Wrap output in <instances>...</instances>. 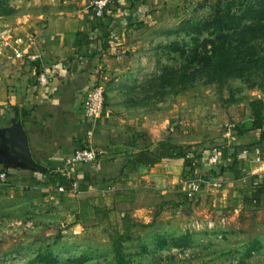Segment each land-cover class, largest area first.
I'll return each mask as SVG.
<instances>
[{
  "label": "rangeland",
  "instance_id": "374dc122",
  "mask_svg": "<svg viewBox=\"0 0 264 264\" xmlns=\"http://www.w3.org/2000/svg\"><path fill=\"white\" fill-rule=\"evenodd\" d=\"M59 1L0 0V40L7 25L51 11ZM138 12L142 16L132 34L140 45L131 59L137 58L139 71L125 95L117 91L114 105L138 112L134 120L140 128L148 116L152 119L154 141L142 135V144L156 147L169 140L184 147L198 161L199 174L209 171L202 158L215 146L226 157L230 147L262 145L260 130L243 129L251 122L250 101L264 98V0H145ZM229 16L238 29L215 34L216 18ZM204 41L210 43L200 47L196 58L192 48ZM223 41L233 49V64H256L252 70L227 77L217 64L203 60L211 42ZM175 42L186 50L183 55L174 51ZM91 166L85 165L96 182L79 185L77 196L46 197L38 205L25 198L0 218V264H44L39 254H50L58 264H116V243L129 264H264L263 210L212 213L205 209L207 202L187 198L183 208L170 206L164 219L168 198L156 189L137 190L126 183L108 192L110 179L94 174ZM178 195L173 192L169 203L179 206ZM90 204L102 212L89 214ZM141 206L149 210L137 213ZM166 226L169 234L163 232ZM187 233L193 244L175 247L173 240Z\"/></svg>",
  "mask_w": 264,
  "mask_h": 264
},
{
  "label": "crops",
  "instance_id": "0c3cea01",
  "mask_svg": "<svg viewBox=\"0 0 264 264\" xmlns=\"http://www.w3.org/2000/svg\"><path fill=\"white\" fill-rule=\"evenodd\" d=\"M90 2L60 0L51 4V11L28 14L7 25L9 30L4 31L0 40V171L8 176L7 185L0 186V218L6 217L12 206L20 207L25 198L38 205L46 197L77 196L68 189L59 191V183L49 180L50 174L62 172L65 158L81 146L103 153L96 163L74 166L72 178L78 185L96 182L90 167H85L92 165L94 174L110 179L112 186L108 192L114 188L122 190L126 183L137 190L149 186L168 198L160 206L164 219L171 207L183 208L187 199L180 193L179 180L201 172L195 157L191 158L195 165L190 167L185 165V157L165 158L135 170L125 166L132 154L155 146L141 142L142 135L154 141L149 127L152 119L148 116L145 127L140 128L134 120L139 118L138 112L114 105L117 91L121 89L120 96L125 95L133 84L131 78L139 71L137 58L131 59V55L136 56L133 52L139 48L140 40L132 32L143 3L111 0L105 15L97 18ZM43 72L48 76L44 84L39 80ZM98 80L104 82L106 110L103 118L93 124L85 117L83 105L86 92ZM17 122L22 123L31 155L42 168L31 167L9 152V131ZM251 147L228 148L229 154L223 156L220 169L214 171L223 183L197 199L203 205L207 202V212L210 208L212 213L226 209L257 212L245 202L251 190L243 178L264 179V154L262 161L257 162ZM246 148H251L250 152L242 154ZM188 168L194 173H187ZM173 192L179 193V206L169 203ZM205 197L207 200H203ZM259 202L258 211H264V193ZM146 209L141 206L137 213H146ZM167 228L163 232L169 234L171 229Z\"/></svg>",
  "mask_w": 264,
  "mask_h": 264
},
{
  "label": "trees",
  "instance_id": "16d2710c",
  "mask_svg": "<svg viewBox=\"0 0 264 264\" xmlns=\"http://www.w3.org/2000/svg\"><path fill=\"white\" fill-rule=\"evenodd\" d=\"M139 3H143L144 0H137ZM242 21V19H239ZM214 29L215 34L219 35L222 34L225 31H228L230 29H238V25L235 26V24H232L231 17H227V19H220L219 17L216 18V21H214ZM264 32V28L262 29ZM244 41V40H242ZM210 43V41H204L201 45L196 44L192 48V52L196 58L199 57L201 51L199 50L201 46L206 47ZM213 43V48L210 54H206L208 57L203 58L207 64H217L218 69L221 72V75L230 77L231 75L236 74L237 71H239V75H243L247 70H252L253 65L248 64H233V49L230 46V44L227 41L221 42V44L216 42ZM175 47L174 51L177 52V50H180L181 54L183 55L186 51L183 47L178 45L176 42L173 44ZM241 49V47H240ZM214 58H216L214 60ZM242 56H239V59H241ZM237 59V60H239ZM243 66V67H242ZM250 108H251V122L250 125H244L245 131H254V130H260V141L264 143V98L258 99V100H251L250 101ZM259 147L261 149L262 155L264 154V147L262 148L261 145H254L251 148ZM81 148H84L81 146ZM250 148V149H251ZM190 151L185 149L184 147L173 143L169 140L163 141L158 144V146H154L153 148L145 147L140 149L138 152L132 154L131 159H128V162L125 163V166L130 170L138 169L142 166H150L153 164H156L158 162H161L165 158H176V157H185L186 160L190 163V166H194L195 164L191 161ZM199 156H202V153L199 154ZM68 177L64 176L61 173H58L56 175L50 174V182L52 183H59V186H62L65 189H71V183L72 180L67 179ZM259 179L260 185L255 186L253 183L255 180ZM247 184L250 185L251 190V196L248 198H245V202L248 204H252L255 209L257 210L259 208V201L261 194L264 193V179L259 178L258 176H252L249 177ZM84 185V184H82ZM103 203V202H102ZM104 205V204H103ZM104 207V206H103ZM91 210L88 212L91 213H97L102 212L103 208L101 206H96L94 204H90L88 207ZM85 211V210H84ZM84 214V212H83ZM82 214V215H83ZM88 216L84 217L83 219H86ZM126 220L124 219V222ZM127 222V221H126ZM130 223V222H129ZM129 223H127L129 225ZM127 227V225H126ZM116 252H117V263L116 264H129L128 259H125L122 255L121 248L119 247L118 243H116ZM193 244V236L191 233H187L184 236L178 237L177 239L173 240V245L177 248H183L188 247ZM253 249L249 250V254L252 252ZM37 260L44 264H58V261L53 258L50 254H39L37 257ZM81 259H78L77 262H81Z\"/></svg>",
  "mask_w": 264,
  "mask_h": 264
},
{
  "label": "built area",
  "instance_id": "2783aa9c",
  "mask_svg": "<svg viewBox=\"0 0 264 264\" xmlns=\"http://www.w3.org/2000/svg\"><path fill=\"white\" fill-rule=\"evenodd\" d=\"M111 0H91L90 7L97 18H102ZM35 58V56H33ZM48 76L46 73H41L39 75V80L42 84L46 83ZM84 115L93 124L97 123L103 118L106 110V96L105 87L102 80L96 81L92 87L86 92V97L84 100ZM251 149H243L242 154H247ZM255 153L256 161H262V153L259 147L253 149ZM103 151L96 149L94 147H84L76 149L72 154L67 156L64 161V166L62 174L73 181L71 183L72 188L71 193L76 194L80 189L78 183L72 178L74 174V166L76 164H93L96 163L99 157L102 155ZM190 156V155H188ZM203 163L207 165L209 171L203 174H194L190 176L183 177L179 180L180 192L183 193L187 198L196 200L203 192L219 188L223 183L221 177L214 174V171L220 169V165L223 161V152L220 147L215 146L211 148L208 152V156L202 158ZM248 177L243 178V181L247 183ZM260 180L254 181L255 186L260 185ZM8 183V176L5 171H0V186H5ZM58 190L61 192L66 191L63 186H59Z\"/></svg>",
  "mask_w": 264,
  "mask_h": 264
},
{
  "label": "water",
  "instance_id": "95a60500",
  "mask_svg": "<svg viewBox=\"0 0 264 264\" xmlns=\"http://www.w3.org/2000/svg\"><path fill=\"white\" fill-rule=\"evenodd\" d=\"M9 152L31 167L42 168L33 159L26 131L21 122H17L9 131Z\"/></svg>",
  "mask_w": 264,
  "mask_h": 264
}]
</instances>
